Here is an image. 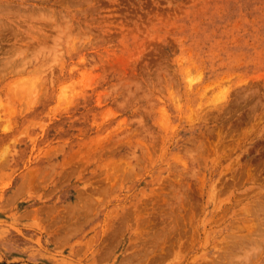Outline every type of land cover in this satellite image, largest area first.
<instances>
[{
	"label": "rangeland",
	"instance_id": "374dc122",
	"mask_svg": "<svg viewBox=\"0 0 264 264\" xmlns=\"http://www.w3.org/2000/svg\"><path fill=\"white\" fill-rule=\"evenodd\" d=\"M0 17V264H264V0Z\"/></svg>",
	"mask_w": 264,
	"mask_h": 264
},
{
	"label": "bare ground",
	"instance_id": "6f19581e",
	"mask_svg": "<svg viewBox=\"0 0 264 264\" xmlns=\"http://www.w3.org/2000/svg\"><path fill=\"white\" fill-rule=\"evenodd\" d=\"M1 18V17H0ZM260 123V122H259ZM260 125V124H259ZM37 213V212H36ZM42 223V222H41ZM251 241H253V239H250ZM259 241V240H258ZM246 242V241H245ZM254 242V241H253ZM247 243V242H246ZM251 243V242H250ZM248 245V244H247ZM231 262V261H230ZM233 264V263H232Z\"/></svg>",
	"mask_w": 264,
	"mask_h": 264
}]
</instances>
